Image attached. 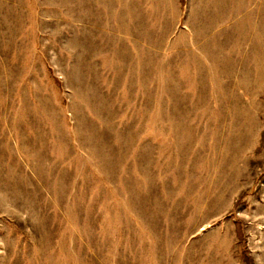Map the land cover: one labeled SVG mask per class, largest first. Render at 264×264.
Returning <instances> with one entry per match:
<instances>
[{
  "label": "rangeland",
  "instance_id": "obj_1",
  "mask_svg": "<svg viewBox=\"0 0 264 264\" xmlns=\"http://www.w3.org/2000/svg\"><path fill=\"white\" fill-rule=\"evenodd\" d=\"M0 264H264V0H0Z\"/></svg>",
  "mask_w": 264,
  "mask_h": 264
}]
</instances>
